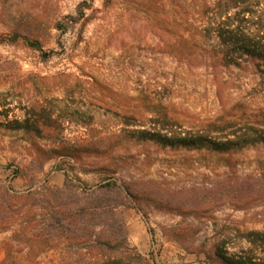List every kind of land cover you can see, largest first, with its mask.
<instances>
[{"label":"rangeland","instance_id":"obj_1","mask_svg":"<svg viewBox=\"0 0 264 264\" xmlns=\"http://www.w3.org/2000/svg\"><path fill=\"white\" fill-rule=\"evenodd\" d=\"M222 18L264 45V0H0V264H264V60Z\"/></svg>","mask_w":264,"mask_h":264},{"label":"trees","instance_id":"obj_2","mask_svg":"<svg viewBox=\"0 0 264 264\" xmlns=\"http://www.w3.org/2000/svg\"><path fill=\"white\" fill-rule=\"evenodd\" d=\"M216 23V36L220 44L225 47V54L231 58V62L236 61V53L264 60V45L245 28H241L240 25H235V22H230L224 18L218 20ZM10 41H15V38ZM140 135L141 138L153 140L166 146H182L190 148L207 146L216 151H229L230 149L239 146L241 143L237 140H218L206 135L195 133L170 136L165 133L150 132L143 129L140 130ZM261 140L264 141V136ZM220 255L225 264H248L244 260L234 256L225 254Z\"/></svg>","mask_w":264,"mask_h":264}]
</instances>
